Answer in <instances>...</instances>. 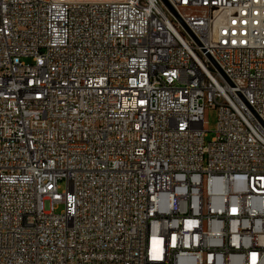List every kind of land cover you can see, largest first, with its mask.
<instances>
[{
  "label": "built area",
  "instance_id": "obj_1",
  "mask_svg": "<svg viewBox=\"0 0 264 264\" xmlns=\"http://www.w3.org/2000/svg\"><path fill=\"white\" fill-rule=\"evenodd\" d=\"M0 264H264V0H0Z\"/></svg>",
  "mask_w": 264,
  "mask_h": 264
},
{
  "label": "rangeland",
  "instance_id": "obj_2",
  "mask_svg": "<svg viewBox=\"0 0 264 264\" xmlns=\"http://www.w3.org/2000/svg\"><path fill=\"white\" fill-rule=\"evenodd\" d=\"M27 63L31 62V58L25 59ZM205 119L207 121L205 128L209 131L207 133V136L205 137V141L209 142L213 139L215 136V130L217 127V111L213 108H207L206 109V115ZM66 188V183L64 181H61L59 183V192H63ZM56 213H61L64 210L63 204H56Z\"/></svg>",
  "mask_w": 264,
  "mask_h": 264
}]
</instances>
